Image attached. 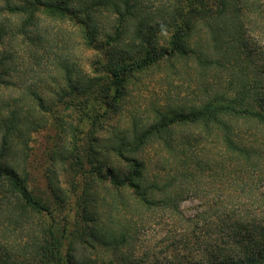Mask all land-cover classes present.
I'll return each instance as SVG.
<instances>
[{
    "label": "trees",
    "instance_id": "1",
    "mask_svg": "<svg viewBox=\"0 0 264 264\" xmlns=\"http://www.w3.org/2000/svg\"><path fill=\"white\" fill-rule=\"evenodd\" d=\"M111 5L120 24L135 16L131 0H0V44L12 31L13 17L20 23L12 33L23 35L29 45L44 43L42 37L35 38L41 30L55 35L60 44L67 43L74 29L68 38L60 39V26H43L47 16L75 24L84 41L92 44L93 13ZM165 10L170 31L167 46L155 49L156 34L138 29V53L109 60L103 70L107 79L102 78L94 90L89 87L96 77L81 91L70 84L76 98L65 108L80 113L81 121L99 123L104 117L100 110L104 107L107 113L110 105L117 106L125 82L137 71L163 59L195 61L201 95L186 110L160 112V120L145 132L121 141L116 152L128 171L120 175L113 168L104 173L96 170V179L110 190H129L151 218L166 216L162 218L168 221L166 234L137 262L264 264V0H171ZM195 35H201V40L192 45ZM12 56H0L2 85L8 84ZM24 122L11 115L0 146V264H77L63 253L71 222L66 219L59 226L55 207L30 189L15 166L4 163ZM174 124H189L199 132L186 139L187 147L174 159L165 158L159 169L162 176L158 172L152 181L145 175L146 162L130 153L149 134ZM165 145L173 147L169 142ZM190 199L198 203L186 214L181 203ZM126 231L122 227L120 234Z\"/></svg>",
    "mask_w": 264,
    "mask_h": 264
},
{
    "label": "rangeland",
    "instance_id": "2",
    "mask_svg": "<svg viewBox=\"0 0 264 264\" xmlns=\"http://www.w3.org/2000/svg\"><path fill=\"white\" fill-rule=\"evenodd\" d=\"M131 3L135 5V16L122 24L112 5L97 8L93 13L96 31L92 33V44L84 41L75 24L54 21L48 16L43 26H60V39L68 38V32L74 29L67 43L62 45L55 35L41 30L35 38L42 37L44 43L29 45L23 35L12 33L20 23L13 17L12 31L0 44V56L13 55L8 84H0V146L8 118L15 114L25 120L4 163L15 166L27 178L30 189L55 207L59 226L66 219L71 222L72 232L64 239L63 253L77 264H143L137 262L142 252L153 249L162 240L168 228V221L162 219L166 216L151 218L136 204L129 190H110L96 179L95 171L104 173L113 168L120 175L126 173L129 166L116 152L120 142L145 132L160 120V112L186 110L202 93L194 73L195 61L163 59L129 77L117 106L110 105L107 113L104 107L100 110L104 117L99 123L81 121L80 113L72 107L65 108V103L76 98L70 84L81 91L91 77H96L89 87L94 90L102 78L107 79L103 70L109 60L118 61L138 53V29L156 34L152 37L155 49L168 45L170 31L164 21L171 0ZM200 38L201 35H195L191 44L196 45ZM78 123L81 125L75 129ZM198 132L192 125L174 124L159 134H149L130 155L146 162L145 175L153 181L165 158L174 159L176 152L187 147L186 139ZM166 142L173 147H167ZM197 203V199H190L182 202L181 208L190 214ZM122 227H127L124 234H120Z\"/></svg>",
    "mask_w": 264,
    "mask_h": 264
}]
</instances>
